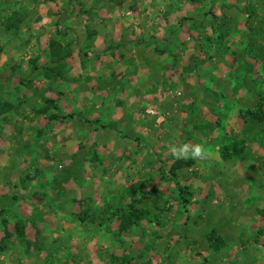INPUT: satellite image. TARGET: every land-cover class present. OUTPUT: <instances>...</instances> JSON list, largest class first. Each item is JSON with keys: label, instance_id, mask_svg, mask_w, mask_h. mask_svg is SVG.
Here are the masks:
<instances>
[{"label": "rangeland", "instance_id": "rangeland-1", "mask_svg": "<svg viewBox=\"0 0 264 264\" xmlns=\"http://www.w3.org/2000/svg\"><path fill=\"white\" fill-rule=\"evenodd\" d=\"M113 1L122 8L108 6L102 21L130 32L131 52L147 63L154 51H174L162 58L174 85L158 102L142 74L136 106L116 103L83 122L63 117L75 105L49 100L55 66L42 50L70 38L63 10L54 0H0V264H264V121L255 119L264 116V0H137L139 16L127 0ZM157 2L177 7L165 11L179 28L163 50L151 35L166 31L156 24L165 10ZM83 21L75 30L84 42L64 45L81 55L92 30ZM202 65L209 71L197 72ZM200 80L227 100L200 97ZM90 90L103 101L120 91ZM130 110L139 136L122 118ZM182 145L201 146L203 158H175L170 149ZM23 201L30 225L11 215Z\"/></svg>", "mask_w": 264, "mask_h": 264}, {"label": "crops", "instance_id": "crops-1", "mask_svg": "<svg viewBox=\"0 0 264 264\" xmlns=\"http://www.w3.org/2000/svg\"><path fill=\"white\" fill-rule=\"evenodd\" d=\"M80 1L82 2H78L77 6H74L72 4V7H71V8L78 7L79 9L83 11L78 14L73 12L72 9L68 6V3L73 2V0H54L55 3L53 4H56L55 7H58L59 9L63 10V13L62 14L60 13L58 15V18L65 17L66 18L65 23H67L68 25H72L71 27H69L72 31L70 34V38L67 39L66 42L64 41V45L65 43L66 44L73 43V41H76V40H77V43L79 44L84 42V37H81V35L77 33L75 30L76 27H78L77 25H80L79 23H81L83 19H84L83 22L85 23L84 24L85 26H88V25L92 26L91 28L92 30H90L91 33L89 34L88 39H86V45H85L86 48H83V50H81V52L83 51V54L81 55L80 52L65 49L66 47L63 44H62L63 47L61 49H56L53 51L52 49L42 50L43 57L45 58L43 62L49 66H53V65L55 66V70H52L51 72L53 73H50V74L54 75V80H55L54 86H55L56 92L54 93L53 98H49V100H53V101L55 100L56 106L58 104L60 106H62L63 104L64 105L69 104L68 106L75 105L74 108H71L69 112H67V116H65L66 114H64L63 117H65L67 120H70V121L78 120V121H83V122L84 121L94 122V119H96L97 117H100L101 115L105 113H108V111L111 112L112 106L115 105L116 103L118 104L126 103L128 104V105L125 104L127 107L133 106V104L136 106L137 101L139 99L142 100V97H141L142 92L140 89L141 87H143V84L141 82L142 77H143L142 74L151 75L152 80L146 81V82L147 84L149 83V85L156 87V91L154 92V95L150 94L149 97H157L156 101L158 102L161 101L160 99L163 100L162 97H165L166 93L170 91V88L174 85V80H171L170 79L171 77L168 76V74L171 71V68L169 65L164 64V61L162 58L164 57L165 61L167 60L166 58L170 59V53H173L174 51L170 50L169 52L163 53V57H161L162 55L161 56L155 55V51H154L150 54V59H151L150 63H147L145 58L141 54V52H139V50L135 48V50H133L134 52L133 51L131 52L130 48L132 44H130L131 43L130 41H132L134 37H131L130 32H128L127 30L124 31V29H122L119 26L118 22L112 23L108 19V25H106L107 21L106 22L102 21L103 19L107 18L106 16L103 15L102 12L106 13L107 11L106 9L108 8V6L110 7L117 6L119 8H122L119 6V4H121L122 2L113 1L112 3L108 5L106 0H102L103 6L100 8V5L94 4L92 0H80ZM126 4L131 5L129 7H133V9L135 10V14L136 15L138 14V16H139V11L143 10V5L137 2V0H127ZM159 5H160L159 2H157L156 4V7H158L157 9L163 10L165 8V10L164 12L162 11L163 13L161 12L160 17H157L155 19L156 24L166 26V29H165L166 31L164 33V36H160L159 34H156V35L151 34V35L155 37L154 39H152L154 40V42H161L162 46L164 44V46L162 47V50H163L165 48L167 49V45L169 44V42H171V39L174 38V36L177 34L175 29H177V27L179 28V25H177V27H173L174 25H176V21H175V18L173 21L172 17H170L172 18V22L171 20L165 21V18H167V16H165L166 9L167 10L170 8L176 9L177 7H174V8L171 6L169 7V3H164L161 6ZM222 5L223 3L220 2V4H218L217 7L221 8ZM225 5H228V4H225ZM33 8H37V7H34L33 5ZM28 9L30 8L28 7ZM79 15H81V17ZM186 16L185 15L182 16V19H190L191 22H194L192 18H189L191 16L189 15L187 17ZM203 16L204 14L201 15L202 18ZM224 16L225 15H223V13H222V16H220L219 11H216L214 13L215 21L217 22L215 25H218L221 27L223 24L222 19H224L223 18ZM44 17L46 18V16H43V19ZM25 20H28V18L27 17L24 18L23 22ZM226 20H230V19L227 17ZM201 21L202 19L200 20L199 23H201ZM225 22L226 21H224V23ZM110 30H113V31H110ZM205 30L206 31H203L202 34H200L202 37H208L210 34L209 28L208 29L206 28ZM192 35H195V34H192ZM79 36H80V39H78ZM195 37L197 38L198 35H195ZM135 38H141L140 34H136ZM120 42L121 44H119ZM60 44H61V41H60ZM90 44H93V46L89 47ZM117 44L119 46H116L115 48H111L113 47V45H117ZM136 46L139 49L141 48L142 43L140 45L136 44ZM155 50H158V49L156 48ZM14 55H17V54L15 53ZM96 58L104 62H101V64H99L97 63V61H95ZM0 64L4 66V64H2L1 62ZM212 67L215 71L217 70L218 66L212 65ZM200 69H201V72L209 71L207 66L204 67L203 65L199 67V70L197 72H199ZM115 70H116V73H115L116 76L118 77L120 75L118 78L114 77L113 72ZM80 76L82 78H80ZM165 82L167 83V87H168L165 89L166 92L160 91L158 95H155L156 92L160 89V86L165 85ZM107 84L113 87L112 91L120 89L119 93L117 91L115 93L116 96H114L109 101L108 100L103 101V98H99L97 100L96 96L93 95V93H91L90 89L95 88L99 92L106 91ZM198 86L202 88L201 92L199 93L200 97L207 98L208 96L212 95V96H218L222 100H225V99L227 100V97H225L222 93H218L220 92L218 88L216 90H213L214 94L209 93L210 95H208L207 94L208 89L206 88V86L202 84V80L199 81ZM79 88L80 89L82 88V90L87 89L86 97H82V95L80 96L79 92L77 93V89ZM149 90L150 91L148 93H151L154 91L153 89H149ZM80 99H82L83 102H81ZM231 102L233 101L231 100ZM80 104L86 105L85 109L83 110L84 112L82 111L81 115H79V108H78V105ZM133 111L132 110L126 111L127 112L126 118H124L125 114L122 115V118L126 119L127 121H131V120L135 121L131 123V128L133 130L132 133L139 136L138 133H140V131L138 130V128H140L139 127L140 124L139 122H137L138 121L136 119L137 115L135 116L136 112L135 111L133 112ZM115 113L121 114V111L120 112L115 111ZM114 118L120 119V116L116 115ZM126 127L127 126L122 125L119 131H125ZM22 204L26 205L25 201L13 205L12 208H14L15 211L11 212V215L14 217L13 218L14 220L17 218L19 219L22 218V220L27 223V220L29 222L33 214H31L32 212L25 211L24 208H21L22 206H24ZM91 263L95 264L94 261Z\"/></svg>", "mask_w": 264, "mask_h": 264}, {"label": "clouds", "instance_id": "clouds-1", "mask_svg": "<svg viewBox=\"0 0 264 264\" xmlns=\"http://www.w3.org/2000/svg\"><path fill=\"white\" fill-rule=\"evenodd\" d=\"M170 151L172 152L173 156L175 158H193V159H198V158H203L204 152L201 146L196 145L189 147L187 145H182L179 147L173 146Z\"/></svg>", "mask_w": 264, "mask_h": 264}, {"label": "trees", "instance_id": "trees-1", "mask_svg": "<svg viewBox=\"0 0 264 264\" xmlns=\"http://www.w3.org/2000/svg\"><path fill=\"white\" fill-rule=\"evenodd\" d=\"M256 120L258 119V121L261 123V122H263L264 121V116H262L261 118H255ZM178 185V184H177ZM180 197H182L183 199V202L185 203V204H188L189 203V201L186 199V197H185V192H184V189H180Z\"/></svg>", "mask_w": 264, "mask_h": 264}, {"label": "built area", "instance_id": "built-area-1", "mask_svg": "<svg viewBox=\"0 0 264 264\" xmlns=\"http://www.w3.org/2000/svg\"><path fill=\"white\" fill-rule=\"evenodd\" d=\"M148 113L151 114V115H153V112L152 111H149Z\"/></svg>", "mask_w": 264, "mask_h": 264}]
</instances>
